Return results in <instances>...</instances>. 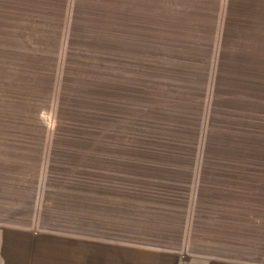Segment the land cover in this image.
Wrapping results in <instances>:
<instances>
[{"label":"rangeland","instance_id":"1","mask_svg":"<svg viewBox=\"0 0 264 264\" xmlns=\"http://www.w3.org/2000/svg\"><path fill=\"white\" fill-rule=\"evenodd\" d=\"M52 1L0 0V264H264V61L262 77H238L224 46L126 43L125 32L173 36L101 27L103 14ZM175 69L203 88L187 112L208 121L240 87L260 97L261 172L245 188L208 182L185 205L140 161L112 171L116 149L141 148L137 88L150 85L157 106L158 80ZM210 129L220 149L222 127Z\"/></svg>","mask_w":264,"mask_h":264},{"label":"crops","instance_id":"2","mask_svg":"<svg viewBox=\"0 0 264 264\" xmlns=\"http://www.w3.org/2000/svg\"><path fill=\"white\" fill-rule=\"evenodd\" d=\"M51 3L64 6L62 10L66 13H79L78 17L82 13L103 14L101 19L108 22L101 27L126 31L165 29L166 35L173 36L172 40H166L164 33L159 32L158 40H147V33L125 32L126 38L135 39L126 40V43L205 45L213 46L214 52L218 46H224L221 60L227 62L229 73L237 71L238 77H262L264 0H53ZM86 4L92 6L83 7ZM101 4L108 8L96 7ZM70 19L68 27L73 28ZM228 62H238L241 67L234 70ZM242 62L248 67H242ZM213 69V66L209 67L211 74L207 79L210 81L205 90L212 95ZM178 71L175 69L173 75L172 72L169 76L166 74L163 84L161 79L158 80L157 88L164 92L157 96V106H152L155 94L151 93L150 85L137 88L140 90L136 94L142 101L143 113H146L135 119V126H141V148L136 151L134 147L116 149L111 153L116 157L115 165L111 162L112 171L120 166L126 174L129 166L140 161L137 165H141L145 174L156 175L157 179L153 180L164 190H176L173 199L178 198L179 203L185 205L194 204L198 187L208 182L219 181L228 191L245 188L239 183L245 184L248 174L255 176L261 172L260 164L256 166L261 160L260 97L256 96L257 92L239 86L234 97L228 96L227 103L221 101L220 122L213 118L208 121L207 116L196 115V106L192 107L194 115L187 112L205 92L201 86H189V73L187 75L185 69L179 78L176 76ZM189 93L195 94L193 101L188 99ZM213 120L222 127L220 149L209 144L214 140L210 129ZM119 156L124 159H117Z\"/></svg>","mask_w":264,"mask_h":264}]
</instances>
